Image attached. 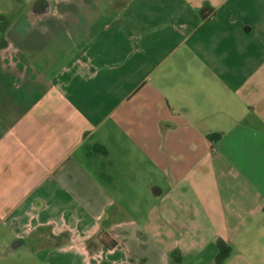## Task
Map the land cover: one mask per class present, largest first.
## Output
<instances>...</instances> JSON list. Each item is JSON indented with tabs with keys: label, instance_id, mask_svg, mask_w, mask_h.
I'll list each match as a JSON object with an SVG mask.
<instances>
[{
	"label": "crops",
	"instance_id": "crops-1",
	"mask_svg": "<svg viewBox=\"0 0 264 264\" xmlns=\"http://www.w3.org/2000/svg\"><path fill=\"white\" fill-rule=\"evenodd\" d=\"M0 264H264V0H0Z\"/></svg>",
	"mask_w": 264,
	"mask_h": 264
},
{
	"label": "trees",
	"instance_id": "trees-1",
	"mask_svg": "<svg viewBox=\"0 0 264 264\" xmlns=\"http://www.w3.org/2000/svg\"><path fill=\"white\" fill-rule=\"evenodd\" d=\"M217 137H219V135H217ZM103 237V239H107V234L106 233H103V235H102ZM105 243L106 244H109L110 246H113L114 244H116V242L114 241V240H112L111 242H109V243H107L106 241H105Z\"/></svg>",
	"mask_w": 264,
	"mask_h": 264
}]
</instances>
